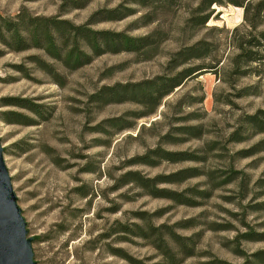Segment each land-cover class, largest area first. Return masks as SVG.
<instances>
[{"label": "rangeland", "instance_id": "374dc122", "mask_svg": "<svg viewBox=\"0 0 264 264\" xmlns=\"http://www.w3.org/2000/svg\"><path fill=\"white\" fill-rule=\"evenodd\" d=\"M123 1L0 0V14L14 17L26 8L33 16L59 15L81 25L95 12L114 9ZM200 1L135 6L136 14L125 20L94 26L97 31L122 32L150 12L155 23L130 34L139 37L161 29L169 36L147 61L131 53L105 54L70 72L41 51L15 53L0 44V100L26 98L45 110L40 118L0 104V113L14 111L33 121L16 125L0 120V137L37 264H263L264 152L246 158L243 153L264 139V135H251L244 124L247 115L264 109V59L247 63L240 58L241 44L251 39L244 9L227 4L216 8L207 28L187 27ZM199 41L210 44L209 56L191 64L213 68L186 80L164 98L155 114L137 118L147 108L133 102L102 107L89 103L90 96L104 87L173 76L166 69L171 56ZM32 55L53 63L65 78L64 85L36 69L27 60ZM260 56L264 58L263 50ZM19 66L26 68L25 74ZM200 126L203 135L198 136L194 128ZM185 128H192L191 134H183ZM238 129L245 137L229 143ZM164 136L169 139L161 143ZM19 143L25 151L15 148ZM159 147L192 160L155 158L152 166L135 163ZM190 169L195 177L158 185L161 190L187 192L189 206L153 198L134 184L116 189L126 172L155 178ZM139 214H147L149 226L138 219ZM125 225L135 235L114 233ZM134 225L148 234L150 227H173L182 240L191 239L180 242L194 247V255L184 258L179 245L167 237L177 254L170 263L156 249V236L143 239ZM257 254L262 255L255 258Z\"/></svg>", "mask_w": 264, "mask_h": 264}, {"label": "trees", "instance_id": "16d2710c", "mask_svg": "<svg viewBox=\"0 0 264 264\" xmlns=\"http://www.w3.org/2000/svg\"><path fill=\"white\" fill-rule=\"evenodd\" d=\"M181 0H124L114 9H104L95 12L86 23L76 25L71 21L61 19V16L43 17L33 16L28 9L23 8L14 17H5L0 14V44L9 51L22 53L31 50L41 51L46 57L53 62L60 64L70 72L78 70L86 65L91 64L94 59L105 54H135L140 61H147L157 55L160 45L167 40L169 34L161 29H156L147 35L135 37L130 31L139 27H144L155 23L156 20L150 19V12L133 22L126 31H97L94 26L104 21H122L136 14L135 6L141 8H151L156 4L161 7L170 6ZM227 4L242 11L244 9V21L251 28V39L245 44H241L242 51L240 58H245L247 63H260L264 58L260 55V51H264V30L259 31L264 26V0H201L194 10H192L191 18L188 20L187 27L207 28V24L212 19L216 8L226 6ZM76 9L81 8L76 6ZM143 24H140L142 23ZM210 44L206 41H199L195 45L184 48L174 53L168 64V73H174L173 76H161L154 80H146L138 83L117 84L113 87H104L92 94L89 103L97 107L109 104L133 102L147 108L137 118L151 116L156 113L164 98L171 95L175 89L181 87L186 80L197 76L202 70L210 69L206 64H191L192 61L204 60L209 56ZM27 60L33 64L36 69L48 75L54 83L63 86L65 78L57 71L53 63L47 62L39 55H32ZM22 73H26L24 66H19ZM207 72V71H206ZM205 72V73H206ZM202 75V74H201ZM1 106L15 107L30 111L34 115L44 118V106L37 104L34 100L8 97L0 100ZM29 118L14 112L7 111L0 113V120L6 124L16 125H32L33 121ZM27 121V122H26ZM244 124L251 135H264V109L258 110L254 115H247ZM115 126V124H111ZM126 128H131L126 127ZM198 136L203 135V127L194 128ZM192 128H185L183 134H191ZM245 137L241 130L233 132L230 135L229 143H238ZM250 137V136H246ZM168 136L161 139V143L167 141ZM22 143L16 145L15 148H21ZM22 149V148H21ZM25 151L24 149H22ZM215 150V148L213 149ZM7 149L4 150V152ZM264 152V139L259 141L252 149L243 153V158L254 156ZM166 161H185L192 160L181 153H171L163 151L160 147L150 150L146 155L137 158L136 164L152 166L154 159ZM192 170H182L174 174L163 177L146 178L139 172H126L117 180L116 189L134 184L143 191H147L148 195L153 198L168 199L178 205H192L191 198L186 197L185 193H179L158 188L162 183H180L196 176L192 174ZM215 179V178H212ZM232 181L236 178H231ZM234 179V180H233ZM247 176L241 181V189L245 191L247 187ZM230 181V180H229ZM228 183V180L224 184ZM195 195V194H192ZM138 219L147 222L150 225V219L147 214H139ZM141 230L140 234H136L143 239H149L156 236L154 241L156 249L162 253L170 263H174L177 254L170 248L167 237L181 248L184 258L194 255V247L181 243L182 237L174 232L173 227L161 225L154 229L150 227V233L143 230L142 227L134 225ZM114 233L131 234L135 233L129 225L122 226L115 230ZM135 235V234H134ZM185 238L182 241H190ZM115 256L125 258L121 253L114 252ZM257 254L254 257H260ZM129 260V259H127ZM182 261V260H181ZM264 261V260H263ZM136 264H140L136 262ZM207 264H224L210 262ZM226 264V263H225ZM264 264V262H263Z\"/></svg>", "mask_w": 264, "mask_h": 264}, {"label": "water", "instance_id": "95a60500", "mask_svg": "<svg viewBox=\"0 0 264 264\" xmlns=\"http://www.w3.org/2000/svg\"><path fill=\"white\" fill-rule=\"evenodd\" d=\"M0 264H37L0 137Z\"/></svg>", "mask_w": 264, "mask_h": 264}]
</instances>
